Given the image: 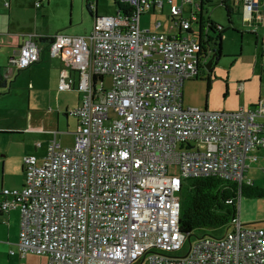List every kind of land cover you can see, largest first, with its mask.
<instances>
[{"label":"built area","instance_id":"obj_1","mask_svg":"<svg viewBox=\"0 0 264 264\" xmlns=\"http://www.w3.org/2000/svg\"><path fill=\"white\" fill-rule=\"evenodd\" d=\"M121 2L125 9L97 16L87 36L57 33L50 40V54L67 66L59 88L74 87L75 69L83 98L67 112L79 120L74 146H63L55 131L42 161L25 158L24 186L3 190L12 199L0 210L22 211L20 256L44 254L49 264H264L263 227L237 217L223 234L192 242L179 226L184 179L252 183L247 158L264 148V63L263 96L251 107L184 106L183 85L197 74L200 43L139 25L143 12L165 3L185 29L195 17L183 18L175 0ZM243 4L258 23L260 1ZM41 58L42 47L30 38L14 62L24 69Z\"/></svg>","mask_w":264,"mask_h":264},{"label":"crops","instance_id":"obj_2","mask_svg":"<svg viewBox=\"0 0 264 264\" xmlns=\"http://www.w3.org/2000/svg\"><path fill=\"white\" fill-rule=\"evenodd\" d=\"M58 1L60 5L64 4V0ZM87 1L88 0L85 1V4ZM113 1L115 13L111 15H116L118 7L115 4V0ZM5 2H8L9 6H5ZM175 2L183 6V18L191 19V17H195L189 29L182 27L181 22L178 20L180 17H174L170 14L171 7L168 3H165L163 7L153 5L146 12H143L139 26H141L142 29L171 36H196L198 31L201 30V22L203 23L202 26L205 28V25H207L206 21L209 18L208 17L206 20L204 16V18L199 21L201 3L198 1L199 4L197 6L199 11H196L194 8L195 0L190 4L189 2L183 3L182 0H175ZM56 4H58V2ZM91 4L92 8L95 7L92 10L93 13H91L93 21H95L98 15V3L96 2L95 6H93V3ZM188 4L190 14L188 17H185L184 13L186 11V5ZM165 5L169 8L168 17L171 21H175V25L178 26V29H176L175 26L165 25L164 31L161 30L163 22L158 20L157 16L160 14L158 12L159 9L160 12L163 13ZM51 7L52 0H46V2H44V0H0V105L2 102L5 104L3 109L0 108V132L11 131L9 133H20L28 138V149L24 152L25 154L23 158L20 159L18 165L20 168L16 175L18 179L7 181L6 177L3 176L0 185V203L5 199H12L11 196H6L3 193L4 189L10 190L22 188L24 186V179L26 176L24 170L25 156L36 155L38 160L42 161L47 153L48 144L54 137L55 131L59 132L58 139L63 146L72 147L75 143V132L79 126V120L74 116L68 115L67 112L72 108L80 106L82 102L83 93L77 90L80 79L79 71L69 68L70 76L74 79V87L71 90H61L59 88L61 73L64 69H67V66L59 57L50 54L48 50L50 40L41 41L42 37L53 36L57 33L72 34L74 31L69 29V25L64 24L66 13H62V21H58V23L53 26L48 25L46 21L53 19ZM153 15L156 18L155 22ZM263 17L264 15L258 21L259 26H261L260 23ZM194 22H199L198 31H195L193 28ZM253 23L255 22L251 21V25H253ZM70 25L72 24L70 23ZM259 26H256L255 30ZM208 28L207 26L206 35L203 31V38L209 36ZM190 29L193 33L188 31ZM81 35H83V33ZM30 38L36 42L39 47H42V58L39 62L27 67L28 72L26 71L24 74L17 77L23 69L20 70L15 65L16 68L10 72V68L14 65V59L12 58H16L20 46L24 41ZM14 79L17 80V83L14 82ZM259 79L262 83V74ZM13 83H15V86L20 91L21 98H19L17 102H12L13 104H11V101L7 102L5 95L6 93L9 95ZM245 85L244 81V88ZM69 139H72V145L70 146L65 142V140ZM262 149L256 151L261 152L263 151ZM1 152H3L2 149H0V163L3 161L1 164L3 168L5 167V162L8 164L10 157H8L7 154L2 155ZM253 155L255 154H251V156L247 158V161L253 158ZM255 157H257V159L259 158L257 155H255ZM21 218L22 211L18 206L11 207L8 210H0V264H49V257L44 254H29L26 257L20 256L18 242L22 227ZM11 250L14 251L13 254L10 253Z\"/></svg>","mask_w":264,"mask_h":264},{"label":"rangeland","instance_id":"obj_3","mask_svg":"<svg viewBox=\"0 0 264 264\" xmlns=\"http://www.w3.org/2000/svg\"><path fill=\"white\" fill-rule=\"evenodd\" d=\"M86 0H64V4L60 5L58 0H52L51 15L53 19L46 21L48 25L53 26L62 21V13H66L64 24L69 25V29L74 33L71 35H83L91 33L93 25V16L85 4ZM95 6L98 3V15H111L115 13V5L113 0H88ZM200 0H195L194 8L199 11L198 4ZM46 2V0H44ZM58 2V4H56ZM222 0H210L205 4L204 12L205 19L212 18L221 26L227 27L223 33V55L215 64L211 73V81H209L210 71L203 66L200 69L198 77L194 76L191 79L185 80L183 86V101L184 106L198 107L215 111H234L241 106H251L259 102L261 93V66L264 63V17L256 30V26L251 25L250 15L245 14L244 9L239 0H229L234 8L232 14V22H229V17ZM168 5V4H167ZM165 5L163 13H160L157 18L163 22L161 30L164 31V26H175V21H171L168 17L169 8ZM95 7H93L94 9ZM264 8V5H263ZM69 14V17H68ZM189 4L186 5L185 17L189 16ZM154 22L156 21L153 15ZM71 19V22H70ZM72 25H70V23ZM193 28L195 31L199 29V23L194 22ZM207 26L204 28V34H207ZM210 34H214L211 32ZM206 37V36H205ZM215 41V40H213ZM211 43H213L211 41ZM45 45V44H44ZM18 56V54H17ZM29 69V68H28ZM27 68L23 69L17 77L21 76ZM16 75V74H15ZM14 75V77H15ZM15 80V79H14ZM245 81V88L242 92H238V82ZM17 83V80L14 81ZM12 84L10 93H6L7 102H17L21 98V93L18 88ZM14 85V86H13ZM104 85L106 88L112 86V78L105 76ZM2 102L0 108H4ZM14 125V123H13ZM11 131L0 132V149L1 154H7L10 157L8 164L5 162V167L2 168L0 163V185L3 176L7 181L15 180L18 173L19 161L23 158L28 149V138L20 133H9ZM68 146L72 145V139L65 140ZM259 152H252L259 158H250L247 161L249 169L246 176L255 180V183L264 187V149ZM250 154V156H251ZM27 157V156H25ZM25 159V158H24ZM7 164V165H6ZM238 202V218L245 225L258 226L264 228V197L247 198L240 196ZM224 231L212 230L209 228L197 229L192 233L191 240L196 242L197 239L204 235H216ZM189 240H187L184 250L188 249ZM183 250V251H184ZM182 252V251H180Z\"/></svg>","mask_w":264,"mask_h":264},{"label":"trees","instance_id":"obj_4","mask_svg":"<svg viewBox=\"0 0 264 264\" xmlns=\"http://www.w3.org/2000/svg\"><path fill=\"white\" fill-rule=\"evenodd\" d=\"M210 0H200L201 13L199 16V21L204 18V10L206 9L205 4ZM242 9H244V0H239ZM261 5H264V0H259ZM223 5L227 11L229 17V22H232V14L234 8L229 4V0H222ZM115 4L118 9H125V5L121 0H115ZM9 6V5H8ZM86 7L89 10L90 14L93 13L92 4L88 1L86 2ZM209 28L207 40L204 37L203 31L204 26L201 22V32L202 38L201 41L198 38V35L191 37L196 39L201 45V51L205 50V45L208 41H212L217 46V56L221 57L223 55V33L227 27L221 26L216 21L210 17L206 21ZM199 23V22H198ZM259 26L258 23H253V26ZM190 33L193 31L188 30ZM214 32V38L210 36V33ZM198 34V33H197ZM171 36V35H169ZM172 37V36H171ZM177 37V36H175ZM53 36L42 37L41 41L51 40ZM212 39V40H210ZM215 40V41H213ZM21 47V46H20ZM20 49V48H19ZM19 54V53H18ZM18 56H16L17 58ZM200 62L199 67L202 65V60L199 56ZM37 63V62H36ZM33 65V64H32ZM31 65V66H32ZM30 67V66H29ZM22 70V69H20ZM198 77V75L196 76ZM211 81V78H209ZM240 93V92H239ZM263 90L261 85V93L259 96L262 98ZM252 179V178H251ZM180 195V227L183 232L187 233L188 236L192 237V233L197 229L209 228L212 230L227 231L233 227L234 220L238 217V202L240 196L247 198H259L264 197V187L259 186L255 183V180L252 179L251 184L245 182H237L234 180H228L218 175L204 176L198 178H186L182 181ZM223 232V233H224ZM223 233H218L216 235H204L215 237Z\"/></svg>","mask_w":264,"mask_h":264},{"label":"flooded vegetation","instance_id":"obj_5","mask_svg":"<svg viewBox=\"0 0 264 264\" xmlns=\"http://www.w3.org/2000/svg\"><path fill=\"white\" fill-rule=\"evenodd\" d=\"M214 34H210V36L214 38L215 36ZM205 47H206L205 50L199 52L198 54V56H200L201 60L204 62V65H201L199 67L197 74L195 76L199 75L201 67L205 66L210 71L209 78H211V73L213 72L212 68H214L215 64L219 61L220 57L217 56V50H216L217 46L214 42L211 43V41H208ZM238 92H242L239 89V83H238Z\"/></svg>","mask_w":264,"mask_h":264},{"label":"water","instance_id":"obj_6","mask_svg":"<svg viewBox=\"0 0 264 264\" xmlns=\"http://www.w3.org/2000/svg\"><path fill=\"white\" fill-rule=\"evenodd\" d=\"M97 16H99V15H97ZM97 16H96V17H97ZM206 29H207V28H206ZM208 30H209V29H208ZM197 35H198L199 40L201 41V38H202L201 30L198 31V34H197ZM12 59L15 60V57H13ZM14 60H13V64H14V65L12 66V68H10V72H12V71L16 68V67H15V62H14Z\"/></svg>","mask_w":264,"mask_h":264}]
</instances>
